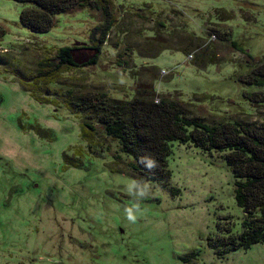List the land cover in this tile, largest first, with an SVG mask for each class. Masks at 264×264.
I'll list each match as a JSON object with an SVG mask.
<instances>
[{
    "label": "rangeland",
    "instance_id": "obj_1",
    "mask_svg": "<svg viewBox=\"0 0 264 264\" xmlns=\"http://www.w3.org/2000/svg\"><path fill=\"white\" fill-rule=\"evenodd\" d=\"M112 1L97 62L54 88L131 99L144 85L208 123H264V102L244 96L264 97V86L243 82L264 72V0ZM25 6L0 0V264H264V241L223 255L212 246L226 227L239 233L243 218L221 154L172 141L168 179L135 183L122 166L130 158L99 126L86 142L77 115L31 96L37 62L89 44L102 17L74 9L31 32L18 21Z\"/></svg>",
    "mask_w": 264,
    "mask_h": 264
},
{
    "label": "trees",
    "instance_id": "obj_2",
    "mask_svg": "<svg viewBox=\"0 0 264 264\" xmlns=\"http://www.w3.org/2000/svg\"><path fill=\"white\" fill-rule=\"evenodd\" d=\"M14 1L26 5L20 11L18 21L31 32L49 30L55 14L74 9H92L102 17L89 33V44L59 47L52 57H43L37 62L36 71L27 75L35 86L32 88L27 84L26 88L35 100L55 106L62 104L77 115L79 135L86 142L93 143L96 126H99L105 136L117 142L119 153L130 158L122 166L135 183L168 179L166 160L172 141L191 144L204 153L221 154L231 171L233 199L243 218L239 233L231 235L226 227V235L212 246H221L216 253L223 255L264 241V123L241 120L208 123L190 116L181 100L158 96L147 91L150 87L143 89L144 85H140L142 88L131 99L112 98L104 91L76 93L70 88H54L53 85H63L59 78L66 71L97 62L105 37L115 23V5L112 0ZM230 44L246 53L237 42L230 41ZM116 64L121 65L120 61ZM260 70H252L243 82L264 86L260 78L264 77V72ZM244 96L249 102H264L260 92H249ZM119 153L114 157L116 165H120V161L116 163L120 160ZM64 159H67L65 154Z\"/></svg>",
    "mask_w": 264,
    "mask_h": 264
},
{
    "label": "built area",
    "instance_id": "obj_3",
    "mask_svg": "<svg viewBox=\"0 0 264 264\" xmlns=\"http://www.w3.org/2000/svg\"><path fill=\"white\" fill-rule=\"evenodd\" d=\"M211 36H212V37H214V35H213V34H211ZM186 56H187V58H188V59H189V58H191V54H190V55H186ZM160 73H161V74H165V73H164V72H162V71H161ZM155 101H157V99H156Z\"/></svg>",
    "mask_w": 264,
    "mask_h": 264
},
{
    "label": "clouds",
    "instance_id": "obj_4",
    "mask_svg": "<svg viewBox=\"0 0 264 264\" xmlns=\"http://www.w3.org/2000/svg\"><path fill=\"white\" fill-rule=\"evenodd\" d=\"M130 220H134V217L131 216V214H129V217H128Z\"/></svg>",
    "mask_w": 264,
    "mask_h": 264
}]
</instances>
